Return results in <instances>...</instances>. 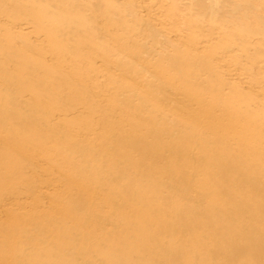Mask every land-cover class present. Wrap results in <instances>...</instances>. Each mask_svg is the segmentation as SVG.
I'll return each instance as SVG.
<instances>
[{
  "label": "rangeland",
  "instance_id": "rangeland-1",
  "mask_svg": "<svg viewBox=\"0 0 264 264\" xmlns=\"http://www.w3.org/2000/svg\"><path fill=\"white\" fill-rule=\"evenodd\" d=\"M64 1L73 10V26L66 28L68 36L55 22L47 21L46 26L49 32L59 34L58 43L68 52L54 47L44 24L30 16V3L0 0V50L13 55L0 65V96L10 100L0 108V125L7 127V131L0 129V250L8 240L7 227L13 220L21 226V241L32 235L36 243L47 245L45 236L33 228L51 232L64 221L62 212L69 191L72 200L77 199L76 189L70 184L76 178L69 162L82 167L90 181H95L92 175L98 177L99 173L98 182H108L103 175L104 164L111 158L114 142L112 136L109 140L105 137L101 119L110 110L116 112L113 122L127 128V132H131L125 114L128 106L142 105L144 115L140 116L145 120L152 117L162 121L163 115L172 120L177 115L187 116L183 114L195 104L184 98L185 86L170 67L171 58L198 61L201 75L193 83L202 89L200 111L218 105L214 93L225 97L231 92L250 99L251 114L264 110V0ZM91 40L106 43L108 49L94 58L98 47L89 49L87 43ZM25 47L32 54L26 55L22 51ZM22 56L34 64H44L48 81L42 84L33 74L25 77L19 73ZM112 74L121 79H109ZM127 74L137 80L135 85L127 86L132 84V78H122ZM81 84L88 91L81 90ZM145 86L152 89H141ZM42 87H46L44 94ZM146 91L160 92V98L157 101L154 96L143 105L139 94L145 96ZM174 96H179L181 102L172 106ZM63 105L67 107L59 109ZM213 115L226 119L221 105ZM36 128L47 137L31 140ZM21 136L27 141L24 148ZM170 149L164 150L166 156ZM117 177L116 170L113 182L123 186L125 182ZM84 200L89 207L96 203L93 189ZM202 206L206 207L207 202ZM37 213L43 214L41 225L35 219ZM73 258L77 264H100L87 257Z\"/></svg>",
  "mask_w": 264,
  "mask_h": 264
},
{
  "label": "bare ground",
  "instance_id": "bare-ground-1",
  "mask_svg": "<svg viewBox=\"0 0 264 264\" xmlns=\"http://www.w3.org/2000/svg\"><path fill=\"white\" fill-rule=\"evenodd\" d=\"M24 2L30 3V16L41 21L44 30L48 31L47 21L55 22L68 36L66 28L73 26V10L67 8L68 2ZM53 14V19L48 20ZM105 19L109 22L106 16ZM48 33L56 49L68 52L59 45L58 33L51 30ZM105 44L99 40L87 43L89 49L98 47L94 58L108 49ZM22 51L32 54L27 47ZM22 51L20 54L24 55ZM12 56L0 50V65L7 58L9 62ZM171 59L170 67L185 86L184 98L195 104L183 114L187 116L177 115L172 120L163 115L162 121L152 117L145 120L142 105L128 106L125 114L129 117L131 132H127V128L113 122L116 112L110 110L101 119L105 137L109 140L112 136L114 142L111 158L105 159L104 164L103 175L108 182H98L99 173L98 177L92 175L95 181H90L85 171H81L82 167L69 162L76 178L70 184L76 189L77 199L72 200L69 191L68 204L62 212L64 221L48 233L33 228L45 236L47 245L44 241L43 244L46 246L36 243L32 235L21 241L20 224L10 222L8 240L0 250V264H77L73 256L87 257L100 264H264V146H261L264 144V110L257 109L251 114L250 99L230 91L225 97L218 93L213 95L215 102L221 105L225 120L213 115L218 105L200 111L202 89L193 83L201 75L198 61L179 56ZM19 63L22 71L18 72L25 77L33 74L42 84L48 81L44 64H34L27 56H22ZM122 78H132L128 87L137 83L133 75ZM109 79L121 78L112 74ZM147 88L152 89L141 87ZM80 89L88 91L83 84ZM40 90L44 94L46 87ZM155 92L146 91L145 96L140 93L142 104L147 105L154 96L158 101L160 92ZM9 101L0 96V108ZM173 101L172 106L181 99L174 96ZM3 110L9 114L8 107ZM0 129L7 131L4 125H0ZM39 131L36 128L32 132L31 140L47 137L44 131ZM122 136L125 139L116 142ZM26 143L24 138L21 146L24 148ZM16 146L19 149V145ZM170 146L166 156L164 150L168 151ZM116 170L117 179L125 182L123 186L113 182ZM73 175L70 178L73 179ZM92 189L96 203L89 207L84 199ZM204 202H207L206 207L202 206ZM42 217L41 213L35 214L38 225Z\"/></svg>",
  "mask_w": 264,
  "mask_h": 264
}]
</instances>
